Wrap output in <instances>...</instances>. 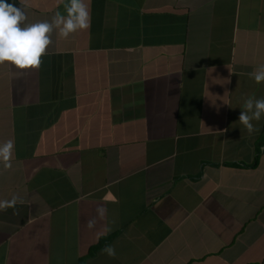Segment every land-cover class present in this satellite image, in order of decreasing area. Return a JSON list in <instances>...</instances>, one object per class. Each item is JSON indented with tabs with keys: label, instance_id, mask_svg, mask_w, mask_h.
<instances>
[{
	"label": "crops",
	"instance_id": "obj_1",
	"mask_svg": "<svg viewBox=\"0 0 264 264\" xmlns=\"http://www.w3.org/2000/svg\"><path fill=\"white\" fill-rule=\"evenodd\" d=\"M64 2L26 0L27 23ZM85 3L39 69L0 65V201L23 200L0 264H264V116L239 122L264 99V0Z\"/></svg>",
	"mask_w": 264,
	"mask_h": 264
},
{
	"label": "clouds",
	"instance_id": "obj_2",
	"mask_svg": "<svg viewBox=\"0 0 264 264\" xmlns=\"http://www.w3.org/2000/svg\"><path fill=\"white\" fill-rule=\"evenodd\" d=\"M20 7L0 0V65L14 66L18 70L39 69L42 57L47 54L53 43L52 34L57 32L60 38L67 39L73 33L87 30L90 27V13L85 0H65L66 14L57 11L51 21L27 23L26 0H19ZM257 84L264 83V65L249 74ZM264 116V99L249 97L244 100L239 122L249 134L259 131L252 123L260 121ZM14 144L11 140L0 145V163L5 170L11 169ZM17 203H23L18 196L11 200L0 201V211L14 208ZM100 219H103L106 209L97 208ZM95 219L88 221L87 227L92 229ZM103 252L110 257L115 256V249L106 246Z\"/></svg>",
	"mask_w": 264,
	"mask_h": 264
},
{
	"label": "trees",
	"instance_id": "obj_3",
	"mask_svg": "<svg viewBox=\"0 0 264 264\" xmlns=\"http://www.w3.org/2000/svg\"><path fill=\"white\" fill-rule=\"evenodd\" d=\"M102 244H103V243H99L97 246H95V247L91 250L90 254H93L98 248H100V246H101Z\"/></svg>",
	"mask_w": 264,
	"mask_h": 264
}]
</instances>
